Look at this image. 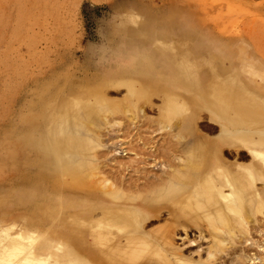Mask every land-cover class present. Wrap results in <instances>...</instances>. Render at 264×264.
<instances>
[{
	"label": "rangeland",
	"instance_id": "1",
	"mask_svg": "<svg viewBox=\"0 0 264 264\" xmlns=\"http://www.w3.org/2000/svg\"><path fill=\"white\" fill-rule=\"evenodd\" d=\"M175 28L186 30L175 33ZM144 52L158 69L155 84L134 81L127 87L115 81V70L123 69V77L132 78L129 60L139 69L137 58ZM182 70L195 75L198 88L193 89L197 97L183 122L187 124L179 126L187 138L177 141V131L158 130L165 100L159 85L164 78V87L171 86L168 81L175 73L181 82ZM139 87L152 90L147 101L137 103H146L145 116L132 125L116 112L112 118L119 125L100 129L97 163L111 167L121 162L149 170L162 161L155 153L217 141L223 160L252 165L248 149L264 147V0H0V264H41L44 259L47 264H69L71 257L79 264L90 263V197L75 186L59 190L55 171L47 177L34 167L40 151L31 150L27 141L37 144L43 132L42 127L37 130L39 120L35 125L28 115V106L37 111L45 95L52 105L97 97L119 109ZM189 93L177 97L190 100ZM204 105L218 109L224 123L214 121L201 109ZM30 121L35 131L26 134ZM229 133L234 134V146L223 143ZM121 148L126 157L115 156ZM132 169L124 173L128 179L135 177ZM259 182L255 186L264 197V183ZM43 199L52 208L49 213L40 206ZM163 218L156 222L151 217L147 230L161 227ZM243 219L259 264H264V252L257 248H264V207L252 216L246 209ZM189 231L197 236L195 227ZM202 243L185 244L189 249L183 251L200 250ZM135 260L133 264H169L155 250L141 252Z\"/></svg>",
	"mask_w": 264,
	"mask_h": 264
},
{
	"label": "bare ground",
	"instance_id": "2",
	"mask_svg": "<svg viewBox=\"0 0 264 264\" xmlns=\"http://www.w3.org/2000/svg\"><path fill=\"white\" fill-rule=\"evenodd\" d=\"M176 29L175 33L177 30L179 33L186 30ZM148 55L144 52V55L137 58L139 69L128 59L132 68L130 71L140 73H133L132 78H129L123 77V69L115 70V81L125 83L127 87H131L134 81L155 84L158 69ZM145 61L149 68L142 65ZM177 74L175 73V78H170L171 82L167 80L171 86L164 87L166 83L163 82L164 78L161 79L159 86L165 91V100L164 104L162 102L164 107L159 111L157 123L160 132L177 131L173 137L177 141H184L187 136L184 131H179V126L187 124V121L185 124L183 122L188 118L197 97V91L193 92V89L198 87L194 74L182 70L179 83ZM149 91L152 90L145 87L133 89L130 96L128 95V103L118 105L119 109L110 108L107 101L97 97L84 101L75 98L68 106L52 105L46 98L43 99L45 95L39 98L40 108L37 111H34L33 105L27 108L28 115H32L34 121L39 120L40 127L35 121L37 130L42 127L43 132L42 139L37 144L29 138L27 141L31 150L40 151L37 153L38 158L33 160L34 167L41 169L47 177L55 171L61 182L59 190L68 185L71 188L75 186L90 197L87 215L91 227L89 264H133L141 252L144 254L149 250H155L161 261L169 264H246L247 261L259 264L261 259L253 250L254 241L247 235L248 228L243 215L246 209L252 216L254 211H261L264 207V197L255 186L257 181L264 183V147L253 146L248 149L253 162L247 166L223 160L225 155L217 141L209 146L208 141H205V146L196 149L155 153L162 161L149 170L144 167L132 169L121 162L111 167L97 163L96 153L101 147L100 129L118 124L112 118L116 112H121L134 125L138 116H145L143 105L146 103L141 106L137 103L141 100L147 101ZM200 91L198 90L199 93ZM186 92H192L189 93L191 99L179 100L177 96ZM200 107L206 109L214 121L224 123L225 119L214 106ZM26 130V134L35 131L32 121L27 122ZM234 141V134L229 133L223 137V143L234 146ZM115 154L126 157V150L121 148ZM231 155L234 157V154ZM13 163L16 165L15 161ZM131 169L135 174L133 180L124 174L129 171L131 173ZM53 182L55 184V180ZM45 199L40 206L49 213L52 208ZM162 215L165 216L162 219L163 225L153 231L147 230L153 223V220H148L153 217L158 222L157 219ZM246 218H250V215ZM191 227H195L196 237L192 235V231L188 232ZM195 240L203 241L200 245L204 247L195 252L183 251L185 244H193ZM257 248L264 252L262 246L257 245ZM23 253L24 251L20 254ZM71 258L72 262L69 264H79L75 258ZM25 259L26 257L24 261ZM10 260L14 261L12 258ZM44 260L40 261L41 264L48 263L47 259ZM146 263L147 261L142 262Z\"/></svg>",
	"mask_w": 264,
	"mask_h": 264
}]
</instances>
